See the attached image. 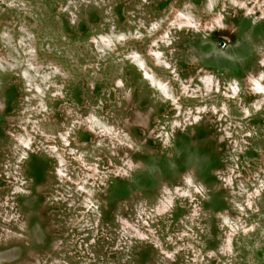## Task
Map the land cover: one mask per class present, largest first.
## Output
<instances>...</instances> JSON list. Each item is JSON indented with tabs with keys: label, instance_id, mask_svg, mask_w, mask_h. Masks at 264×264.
Returning a JSON list of instances; mask_svg holds the SVG:
<instances>
[{
	"label": "rangeland",
	"instance_id": "374dc122",
	"mask_svg": "<svg viewBox=\"0 0 264 264\" xmlns=\"http://www.w3.org/2000/svg\"><path fill=\"white\" fill-rule=\"evenodd\" d=\"M0 264H264V0H0Z\"/></svg>",
	"mask_w": 264,
	"mask_h": 264
},
{
	"label": "trees",
	"instance_id": "16d2710c",
	"mask_svg": "<svg viewBox=\"0 0 264 264\" xmlns=\"http://www.w3.org/2000/svg\"><path fill=\"white\" fill-rule=\"evenodd\" d=\"M261 194L258 195V197L260 196Z\"/></svg>",
	"mask_w": 264,
	"mask_h": 264
}]
</instances>
